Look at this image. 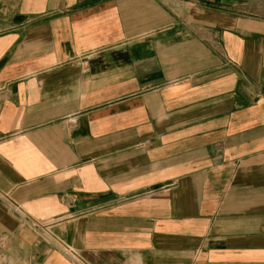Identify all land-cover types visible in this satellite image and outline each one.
<instances>
[{
    "label": "crops",
    "instance_id": "0c3cea01",
    "mask_svg": "<svg viewBox=\"0 0 264 264\" xmlns=\"http://www.w3.org/2000/svg\"><path fill=\"white\" fill-rule=\"evenodd\" d=\"M241 6L0 0V264H74L55 240L264 264V3Z\"/></svg>",
    "mask_w": 264,
    "mask_h": 264
},
{
    "label": "built area",
    "instance_id": "2783aa9c",
    "mask_svg": "<svg viewBox=\"0 0 264 264\" xmlns=\"http://www.w3.org/2000/svg\"><path fill=\"white\" fill-rule=\"evenodd\" d=\"M11 209L15 211L24 221L28 220L29 215L22 207L12 204ZM54 246L58 248L62 254L74 264H88L85 262L82 255L71 246L57 240L54 241Z\"/></svg>",
    "mask_w": 264,
    "mask_h": 264
},
{
    "label": "rangeland",
    "instance_id": "374dc122",
    "mask_svg": "<svg viewBox=\"0 0 264 264\" xmlns=\"http://www.w3.org/2000/svg\"><path fill=\"white\" fill-rule=\"evenodd\" d=\"M242 6L241 9L245 11L246 14L253 13L254 5L264 3V0H240Z\"/></svg>",
    "mask_w": 264,
    "mask_h": 264
}]
</instances>
